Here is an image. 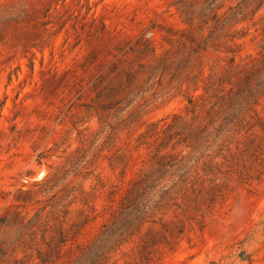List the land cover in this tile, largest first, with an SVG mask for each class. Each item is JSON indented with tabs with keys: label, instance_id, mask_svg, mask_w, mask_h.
Instances as JSON below:
<instances>
[{
	"label": "rangeland",
	"instance_id": "obj_1",
	"mask_svg": "<svg viewBox=\"0 0 264 264\" xmlns=\"http://www.w3.org/2000/svg\"><path fill=\"white\" fill-rule=\"evenodd\" d=\"M236 86L240 123L203 172L187 99L207 123ZM159 162L154 264H264V0H0V264L96 216L85 241ZM141 244L110 264H143Z\"/></svg>",
	"mask_w": 264,
	"mask_h": 264
},
{
	"label": "trees",
	"instance_id": "obj_2",
	"mask_svg": "<svg viewBox=\"0 0 264 264\" xmlns=\"http://www.w3.org/2000/svg\"><path fill=\"white\" fill-rule=\"evenodd\" d=\"M245 103V93L239 87L221 89L219 94L214 95V100L207 109V112L213 110L212 115L216 118L202 123V117L196 114L194 101L187 99L186 115L198 119L196 123L188 124L190 127L188 135L194 140L193 150H199L198 158L207 159V163L203 164V172H212L217 167V163L214 162L215 157L221 156L225 159L222 152L228 148L231 141L221 136L224 130H229L230 125H239L240 114ZM173 117L175 119L178 116ZM209 137H212L211 143H209ZM172 167L173 165L168 162H159L156 167L139 173L131 193L118 204L107 206L98 230L85 241H79V237L85 230V226L94 221L96 216L85 215L69 229L55 230V234L47 242L43 241L42 232L43 248L36 250L38 262L35 264H110L112 255L124 243L137 236H141L142 241V263L154 264L158 259V245L169 244V242H167L165 224L161 223V228L158 230L151 226L146 227L161 221L156 219L157 210L153 203L152 192ZM144 228L146 229L142 236L140 234ZM177 233H182V228H179ZM170 236L172 238V234ZM4 252L5 250L0 247V253ZM237 258L247 264L253 262L250 256L241 249Z\"/></svg>",
	"mask_w": 264,
	"mask_h": 264
}]
</instances>
